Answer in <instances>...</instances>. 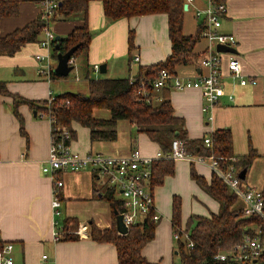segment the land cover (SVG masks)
I'll return each instance as SVG.
<instances>
[{"label":"crops","instance_id":"0c3cea01","mask_svg":"<svg viewBox=\"0 0 264 264\" xmlns=\"http://www.w3.org/2000/svg\"><path fill=\"white\" fill-rule=\"evenodd\" d=\"M39 1L22 2L17 17L6 18L0 22V34L5 36L36 20L40 15ZM192 2L187 6V10L192 6L194 15L196 10L206 7V0ZM226 6L227 15L222 21L221 31L235 37L236 54L234 55L239 61L241 70L244 75L256 78L257 83L245 87L232 83L226 77L228 56L227 53H223L224 86L219 104L214 110L211 131L221 129L230 131L235 157L247 155L250 149L256 151L257 157L246 170L243 184L254 190H262L264 184V0H226ZM194 19L195 33L199 21L196 17ZM158 23L165 26L168 38L167 19L164 15L121 19L109 23L103 15L102 4L99 1L91 2L86 18V25L91 34L88 51L86 55L73 57V69L79 64L76 71L85 75L87 79L90 72L102 75L95 80L118 79L134 76L139 66L145 67L164 61L171 53L169 38L168 50L153 48L155 45L147 46L148 41L151 42L156 37ZM83 24L81 16H74L68 20L56 19L51 24V30L55 37L65 38ZM129 30L135 33L132 58L128 49ZM142 40H145L144 46ZM201 40L203 39H200L197 45ZM38 43L25 45L13 56L0 55V80L6 83L11 94L28 101H43L48 100L50 95L73 93L67 90L66 85H62L61 80L65 77L47 80L39 75L35 54H43L44 51L40 49ZM206 47L207 42L200 51L195 52L194 48L193 52L199 60L190 64L193 66L191 71L184 74L176 72V76L193 78L204 73L199 62ZM134 57H138V62L133 61ZM134 64L138 65L136 70L133 69ZM95 65L99 67L98 72L94 71ZM101 65H105L104 73L100 72ZM55 66L56 60L51 59L52 70ZM79 80V77H75L76 82ZM167 88L170 90L169 98L174 115L184 120V129L188 138L204 137L209 128L201 113L200 91L176 90L171 85ZM53 89L57 91L53 92ZM229 96L233 99L230 100ZM12 103L11 97L0 98V243L13 245L11 253L13 264H118L113 245L98 243L89 238L91 224L99 229L113 227V210L102 198V193L107 188L104 182L99 177L93 178L95 173L88 169L61 174L63 186L59 190L60 214L54 216L51 209L54 184L49 176L41 173V164L48 156L51 123L45 117L34 115L26 104L20 105L18 112L23 118L26 140L19 132V122L12 113ZM101 112L104 110H94L93 116L96 119L107 120L110 116L109 112L107 111L108 116ZM71 130L75 136L69 143L70 150L81 156L90 154L126 156L135 149L146 156H154L159 152L158 146L151 142L146 134L138 132V129L128 121L117 122V139L113 142L91 141L89 129L78 124H72ZM184 164L186 167L183 166ZM189 164L187 161H176L175 167L186 170L187 182L192 191L204 194L190 179ZM194 166L200 175L209 179L210 170L198 164ZM162 186L152 188L155 207L161 219L155 228L154 239L143 248L142 255L151 263L174 264L170 257L173 251L171 214L167 215L159 204L163 200ZM95 190L100 192L97 196L94 195ZM116 197L120 200L117 195ZM199 203L206 206L202 202ZM78 227L82 228V234L77 235V238L64 240L61 236L65 228L75 230ZM181 229L183 230V227ZM55 234H58L56 239ZM174 254L177 257L176 251ZM43 256H46V260L42 259Z\"/></svg>","mask_w":264,"mask_h":264},{"label":"trees","instance_id":"16d2710c","mask_svg":"<svg viewBox=\"0 0 264 264\" xmlns=\"http://www.w3.org/2000/svg\"><path fill=\"white\" fill-rule=\"evenodd\" d=\"M25 0H0V22L6 18H15L19 14V6ZM58 8L53 21L56 19L68 20L74 16H81L83 26L74 29L70 35L55 41L51 51L52 60H56L57 52L66 53L78 45L74 58L80 54L86 55L91 34L86 25L88 6L91 2L99 1L102 4L103 15L109 23L150 15H164L167 19V35L171 45L170 55L161 62L149 66H139L134 75L135 81L131 83L130 77L118 79H88L87 95L64 93L54 97L49 102L28 101L11 94L6 83L0 80V98H12V113L19 122V132L26 138L23 127V118L18 107L26 104L32 112L51 118V127L66 128L70 131L71 139L75 134L71 130L72 124H78L89 129L91 141L113 142L117 139L116 124L120 120L133 124L138 132L147 135L155 143L159 152L168 155L174 140L182 143L190 156H213L220 168L226 170L230 166L237 171L248 169L255 157L256 151L250 149L247 155L235 157L231 133L228 129L215 130L211 134L212 145L207 147L201 139H189L184 129V120L176 117L170 102V90L161 91V102L147 103L137 95V89L144 82L146 88L150 87L157 74L166 70L176 75V68L180 65H190L197 61L198 56L193 52L200 41L202 23H198L193 35L183 34L185 0H57ZM226 4V0H219ZM52 21V22H53ZM43 22L38 17L25 27L2 36L0 34V55L13 56L25 45L40 41ZM134 31L128 32V49L132 58L135 49ZM58 43V49L55 45ZM130 58V59H131ZM132 60V59H131ZM199 60V59H198ZM51 79H58L51 74ZM94 110L109 112L107 120L96 119ZM54 132L51 131V134ZM55 134V133H54ZM174 161H157L153 164L151 188L163 184L166 177L174 174ZM190 179L209 198L218 204L217 211L207 215H191L187 218L184 233L179 234L177 242L178 263L174 264H227L228 261L216 260L218 254H226L242 243L245 235L259 239L264 243V220L256 215L246 216L240 199L211 172L209 179L200 175L193 163L189 164ZM95 178V175H93ZM244 182V180H241ZM100 192L94 191L97 196ZM264 202V184L261 190ZM114 189L106 188L102 198L109 203L112 210L121 211V202L116 197ZM158 223H153L150 217L143 222L129 227L127 234L119 235L115 230V217L113 227L99 229L91 224L89 238L98 243H108L115 247L118 264H157L149 262L143 255V248L155 236ZM171 227L173 232L182 228L181 204L177 197L171 204ZM76 236L64 237L72 240ZM188 241L193 244L189 248ZM257 264H264V254L257 259Z\"/></svg>","mask_w":264,"mask_h":264},{"label":"built area","instance_id":"2783aa9c","mask_svg":"<svg viewBox=\"0 0 264 264\" xmlns=\"http://www.w3.org/2000/svg\"><path fill=\"white\" fill-rule=\"evenodd\" d=\"M193 0H185V4H192ZM39 18L43 22L42 38L38 45L43 54H35V60L38 62V73L45 79L50 80L51 51L55 42V34L51 30V24L58 8L57 0H40ZM227 15V6L219 0H206V7L195 11V17L199 23H202L203 29L200 38L207 42V47L200 59V68L204 73L196 75L193 78H182L170 74L166 70H161L151 86L146 88L144 82L137 89V95L147 103L161 102V91L170 85L176 90L198 89L201 94L202 105L201 113L204 122L209 128L204 135L203 141L207 147L212 145L211 131L214 122V110L219 104L220 96L223 92L222 56L223 53L216 50L217 45H224L235 48L236 40L233 35L221 31L222 21ZM226 77L234 84L241 87L255 85L257 79L243 74L238 59L234 54L227 53ZM138 57L133 61L138 62ZM69 65L74 66V59L69 61ZM99 67L94 66V71L98 72ZM131 83L135 81L134 76L130 77ZM55 96L50 95L48 101L54 100ZM232 100L233 97L229 96ZM51 123L48 115L41 114ZM51 141L48 156L41 164V173L53 181V196L51 209L54 216L60 214L59 190L63 183L60 175L64 172H76L84 169L95 173L96 178L104 182L107 188L114 189L120 198L122 222L127 229L143 222L145 218L150 217L153 223H158L161 216L156 210L154 197L152 193V172L153 164L157 161H187L206 167L214 173L242 202L244 214L246 216L256 215L264 220V202L261 190L248 188L239 178V171L230 166L226 170L219 167L218 162L213 156H190L186 153L182 143L174 140L171 144V152L163 155L158 152L154 156H146L138 150L131 151L126 156H104L97 154L78 155L72 153L69 147L71 134L64 127H51ZM76 234L81 235L82 229ZM182 234L188 240L187 235L182 229L173 232V239H179ZM58 234H55V239ZM189 248L193 244L188 241ZM13 245L10 243H0V264H13L11 256ZM264 254V243L250 235H245L242 243L226 254H218L215 259L228 261V263L237 264H257V259ZM46 260V256L42 257Z\"/></svg>","mask_w":264,"mask_h":264},{"label":"rangeland","instance_id":"374dc122","mask_svg":"<svg viewBox=\"0 0 264 264\" xmlns=\"http://www.w3.org/2000/svg\"><path fill=\"white\" fill-rule=\"evenodd\" d=\"M185 18H184V26H183V33L185 35H191L194 34L195 31V15H194V11L192 9V6L190 7V10H186L185 12ZM156 37L153 39V41L147 43V46H153L155 45L153 48H158L159 50H168L169 49V41L168 38L166 36V28L165 26H161L160 23H158L156 25ZM144 42L145 40H142V46H144ZM205 40H201V42L197 45V47L195 48V52L200 51V49L202 48V46L205 44ZM152 48V49H153ZM78 63V62H77ZM78 65L76 64V68L78 69ZM138 67V65L134 64L133 65V69L136 70ZM76 68L71 70L70 73L68 74L67 77H65L64 80H61L63 82L62 85H66L67 90H69V92H73V94H80L78 92L83 93L82 95H87V78L85 77V75L78 73L76 71ZM136 68V69H135ZM193 69L192 65H180L177 66L176 68V72L179 74H184L187 71H191ZM178 74V75H179ZM180 76V75H179ZM75 77H79V81L76 82L75 81ZM102 75L101 74H95L90 72L89 73V79H98L101 78ZM66 81V82H65ZM56 84L53 83V88L54 85ZM57 91L56 89H53V92ZM102 114H104L105 116H108V112L104 111L101 112ZM184 167H186V165H183ZM188 179H187V175H186V170H182L180 168H174V174L172 176H169L168 178L166 177L164 179L163 182V186H162V191L164 193L163 194V200H161L159 202L160 205H162V208L165 209L167 215L171 214V204H172V199L174 197H177L180 200V204H181V220H182V227H185V223L186 220L189 216L191 215H195V214H204L207 215L208 210L207 208L211 211V212H215L217 211V207L218 204L214 201H212L214 204H212L211 200L205 196L204 194L197 192V191H192L189 188L188 185ZM205 204L206 206H203L201 203ZM216 204V206H215ZM216 207V209H215ZM77 213V212H76ZM78 214V213H77ZM81 217H83L81 215ZM165 220V218H163ZM162 219V220H163ZM72 228V227H71ZM82 228L78 227L75 230L69 229V228H65V232L61 235L63 238L67 237V236H77L78 234H76V232H79ZM171 247L173 248V251L170 253V257L173 259V262L176 263L178 262V257L174 256V252L177 249V242L172 239V243H171Z\"/></svg>","mask_w":264,"mask_h":264},{"label":"water","instance_id":"95a60500","mask_svg":"<svg viewBox=\"0 0 264 264\" xmlns=\"http://www.w3.org/2000/svg\"><path fill=\"white\" fill-rule=\"evenodd\" d=\"M187 10V4L183 5V11L185 12ZM60 39L59 36L55 37V41H58ZM78 48V45L72 47L69 49L66 53H60L57 52L56 54V66L52 70V74L55 77L58 78H64L68 76L71 70H73V65H69V61L73 58V54ZM55 49H58V43L55 45ZM218 52L221 53H231V54H236V50L234 48H230L224 45H217L216 47ZM100 72L104 73L105 72V65L100 66ZM34 115L36 112L33 113ZM245 174H246V169H243L239 172V178L241 180L245 179ZM113 215L115 217V229L116 232L119 235H125L128 232V229L122 222V216L119 215V213L116 210H113Z\"/></svg>","mask_w":264,"mask_h":264}]
</instances>
